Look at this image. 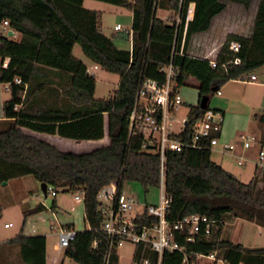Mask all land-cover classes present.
Wrapping results in <instances>:
<instances>
[{"label":"trees","instance_id":"16d2710c","mask_svg":"<svg viewBox=\"0 0 264 264\" xmlns=\"http://www.w3.org/2000/svg\"><path fill=\"white\" fill-rule=\"evenodd\" d=\"M99 1L130 10V30L105 34L100 13L84 8L83 0H0V60L9 59L6 68L0 66V83L9 84L10 91L0 120V183L30 176L55 191H82L87 228L76 231L75 239L64 249L65 256L77 264L104 261L107 240L100 229L103 217L97 200L102 186L114 183L118 192L124 190L126 182L137 183L144 192L159 187L158 154L152 148H141L145 141L142 133L128 130L140 82L163 81L160 70L172 63L179 71V86L193 79L198 99L210 101L227 82L264 66V0ZM226 2L245 10L256 2L252 32L248 37L228 35L212 68L208 60L190 56L187 48L193 36L210 29ZM159 10L170 12L171 17L163 20ZM4 20L9 30L21 35L19 41L1 32ZM123 32L130 37L129 50L119 49L114 43L122 39ZM231 42L240 45L238 53L229 50ZM75 45L101 70L119 76L114 95L94 99V77L73 56ZM234 57L240 59L238 65L231 63ZM15 79L21 83L16 84ZM204 111L199 104L190 106L188 122ZM104 116L108 145L79 154L62 152L23 132L27 129L76 142L98 141L104 137ZM258 120L264 123V116ZM187 133L183 131L182 136ZM211 154L209 149L191 148L165 154L164 193L170 200L167 220L172 223L184 216L200 215L216 222L210 235L201 234L187 246L188 252H216L227 264H264V247H245L222 234L225 221L232 218L264 228V187L255 191L253 182H241L215 163ZM259 180L264 184V173ZM45 209L42 204L22 207V226L29 216ZM136 221L151 226L156 219L143 210L136 214ZM4 247H16L22 264H46L42 235H24L21 229L15 238L0 244V259ZM141 255L149 264L158 262L156 253L136 246L132 260L139 261ZM108 264H119L114 248ZM160 264H182V255L165 252Z\"/></svg>","mask_w":264,"mask_h":264},{"label":"built area","instance_id":"2783aa9c","mask_svg":"<svg viewBox=\"0 0 264 264\" xmlns=\"http://www.w3.org/2000/svg\"><path fill=\"white\" fill-rule=\"evenodd\" d=\"M177 18V22H178ZM116 31H121L120 25L115 26ZM8 21L4 20L1 25V32L7 36ZM240 45L231 42L229 50L234 54L238 53ZM9 59L0 60V66L6 68ZM232 64L238 65L240 59L234 57ZM210 66H216L215 60L209 61ZM224 66V64H223ZM98 66L94 65L93 69ZM164 80L144 79L140 82L133 107L128 118V130L139 131L145 141L141 148L147 150L152 148L159 156V189L161 191L158 204H139L134 197L124 191L118 192L114 183L102 186L97 193L99 210L103 217L101 231L105 234L107 248L105 251L103 264H108L111 249L119 252L124 244L142 246L143 251L148 250L158 256L157 264H160L163 253H178L182 255V264H227V262L216 252L210 254H200L188 252L187 246L196 241L197 237L203 234L208 236L215 227V221L200 215H188L169 222L167 220L169 198L164 193V163L167 152H181L186 148L209 149L218 145V133L223 123V115L213 109L206 108L203 114L192 122L188 118L177 117V113L183 104L180 96V86L177 81L178 69L169 63L161 68ZM89 76L93 74L86 70ZM244 83L255 82L257 76L251 74L240 79ZM16 84H20L19 79H15ZM9 88V84H8ZM216 94H220L219 91ZM18 106H15L17 109ZM187 130V136L183 137V131ZM215 134V135H213ZM243 150H249L254 145L259 144L256 136H240ZM233 144H224L222 152H233ZM244 158L240 157L238 165L243 163ZM256 178L260 179L264 173V148L260 147L257 152L255 162ZM47 195L56 197L57 191L51 187L46 188ZM75 202L82 203V191H76ZM143 210L146 215L156 219L151 226H147L136 221V214ZM11 224H5L8 228ZM76 231L71 228L62 227L57 233V247L66 249L75 239ZM98 244L95 242L94 247ZM130 264H149V260L141 255L139 261H131ZM243 264V263H239Z\"/></svg>","mask_w":264,"mask_h":264},{"label":"rangeland","instance_id":"374dc122","mask_svg":"<svg viewBox=\"0 0 264 264\" xmlns=\"http://www.w3.org/2000/svg\"><path fill=\"white\" fill-rule=\"evenodd\" d=\"M85 5L101 11V27L105 34L111 35L116 23H119L120 26L123 27L124 32L129 31V13L127 9L118 7L114 4L93 0H87ZM255 10L256 2H254L248 10H243L239 5L226 2V10L216 20L212 31V37L214 35V37L218 38V41L226 40V35L223 33L224 27H228L233 33L248 34L252 28ZM162 16H164V14ZM124 32L121 33L122 39L115 40V45L119 49L129 50L130 37ZM204 36L207 35H200V41H203ZM72 53L76 59L84 62L88 67L93 68L92 63L86 59L78 45L74 46ZM93 72L95 80L94 99L102 100L114 95L118 88L119 76L101 69H97ZM253 74L257 75L256 81L258 85L261 84L260 86L263 87H254L252 85H240L239 87H235V85H231L230 83L227 85L225 84L220 88V91L225 93V86H227L228 90H233L231 94L218 96L215 93L210 98L208 107L210 109H215L220 103L223 104L226 102L234 115L242 116L251 112L249 107L260 103L258 99L262 93L264 94V85H262L264 84V66ZM196 86L197 82L190 79L186 86L180 88V96L183 99L184 105L182 106L183 108L179 110V117H181L182 113H184L187 108L195 105ZM229 98L231 100H229ZM250 118L252 122H255L253 115H250ZM253 133H256V135L260 134V132H253V130L249 128L245 132H242L241 136H256ZM48 137L57 140L56 143L64 152L79 154L89 149L86 142L78 143L73 140L60 139L56 136ZM238 141L241 145L240 137ZM256 153L257 149L253 154L255 162L257 160ZM211 157L214 162H217L220 158L215 152L211 154ZM230 166L234 169L233 171L236 173V177L241 182H253L255 191L264 187L263 182L256 178L253 165L244 163L238 166L236 164V159H231ZM123 189L125 193L133 196L135 201L139 204L159 203L161 194L159 188H150L147 192H144L137 183L126 182L124 183ZM74 195L75 192L58 190L56 197L51 195L44 196L40 189V183L30 176L10 180L6 182L5 185L0 183V205L2 207V214L0 217V242H6L7 240L15 238L22 229L24 235L45 236L46 254L49 264H77L75 261L65 256L64 248L57 247V233L62 224L74 221L77 230H82L84 226H86V223L83 222V204H75L73 201ZM38 204H42L46 209L40 213L29 216L22 226V207L34 208ZM53 204H55L54 209H52ZM5 224H11V226L5 228ZM222 234L223 236H228L232 242L239 243L245 247H264V228L244 219H227L223 226ZM133 253L134 245L124 244L119 250L120 263L130 264ZM0 264H22L17 253V248L4 247Z\"/></svg>","mask_w":264,"mask_h":264},{"label":"crops","instance_id":"0c3cea01","mask_svg":"<svg viewBox=\"0 0 264 264\" xmlns=\"http://www.w3.org/2000/svg\"><path fill=\"white\" fill-rule=\"evenodd\" d=\"M86 1L87 0H83V7L84 8L89 9V10L98 11L100 13V15H101V11L93 9L92 7H87L85 5ZM93 1L102 2V1H99V0H93ZM118 7H120V6H118ZM242 9L245 10L243 7H242ZM225 10H226V8H225ZM225 10H223L220 14L216 15L213 18L211 27H210V29L207 32L200 33V34H197V35L193 36V38L191 39V41H190V43L188 45V48H187V53L190 56L199 57V58H202V59H206L208 61L215 60L219 50L221 49L223 43L225 42V40L224 41H218V38L214 37V35L212 37V31H213L214 25L216 23V20L218 19L219 16H221L225 12ZM128 13H129V25H130V28H131L132 12L130 10H128ZM163 14H164V16H162ZM158 16L160 18H162L163 20H167L168 18L171 17V14L168 11L159 10L158 11ZM254 16H255V14H254ZM191 17H192V6H191L190 14H189V19ZM253 21H254V19H253ZM100 23H101V19H100ZM116 25H120V24L116 23L114 25L111 35H115L116 34V30H115V26ZM252 26H253V23H252ZM122 30H123V27H122ZM223 30H224L223 33L226 35V38L230 34L241 35V36H244V37H248L251 34V32H252V28H251L250 32L248 34H246V35L242 34V33H237V32L233 33V31L231 29H229L228 27H226V28L224 27ZM200 35H207V36H204L203 41H200ZM8 38H11V39H13L15 41H19L20 38H21V35L19 33L14 32V35L11 36V37H8ZM130 48H131V42H130ZM72 52H73V50H72ZM89 62L92 63L91 61H89ZM82 63L85 65L87 70H89L93 74V77H94V72L93 71H95L97 69H100L98 67L97 69L94 70L92 67H88V65H86L84 62H82ZM92 65L94 66L95 64L92 63ZM228 83H230L231 85H235V87H239L240 85H252L254 87H263V86H260L261 84L258 85L257 81L244 83L240 79L239 80H231V81L227 82L226 85ZM262 85H264V84H262ZM225 87H226L225 88L226 89L225 93H222L220 91V89H219L220 94H217L218 96H223V94H231V92L233 90L232 89L228 90L227 86H225ZM234 90H235V88H234ZM23 94L24 93H21V97H23ZM9 99H10V91H9V88H8V84L0 83V120H2L4 118L3 103L5 101L9 100ZM229 100H231V99L229 98ZM199 101L200 100L198 99V91L196 89V103L193 106L198 105ZM258 102H260V103L257 104L258 106L256 104H254V106L252 105V107H249V110L251 112H249L246 115H242V116L234 115V113L229 109V105L226 102L223 103V104L220 103L217 106V108L213 109V110H216V111L220 112L223 115V123L221 125L220 132L217 134L218 135V145L211 149V153L215 152V154L220 157L218 159V161L215 162V163L219 164L224 170H226L227 172L233 174L235 177H236V173L233 171L234 169H232L231 166H230V160L231 159H236V164H237V161L239 160V158L243 157L244 160H243V163L241 165H243L244 163H249L250 165H253L254 166V172L256 174L255 161L253 159L254 158L253 154H254L256 149H257V152H258V149L260 147L264 148V123H261L258 120V118L260 116H264V103H263L264 102V94L263 93L259 97ZM183 105H184V102H183L182 106ZM182 106H181V108H183ZM256 110H257V112H256ZM188 112H189V108H187L186 111L184 113H182L181 117H179L178 115H179L180 111H178L177 117L179 119L186 118L188 116ZM250 115L251 116L253 115L255 122L251 121ZM104 121H105V124H104V137L101 140H98V141H83V142H86V144L88 145V148H89L85 152H89V151H91V150H93L95 148H98L100 146L108 145L109 138H108V135H107V119H106V116H104ZM249 128H251V130H253V132L254 131L255 132H260L259 135H256V133H253V134H255L257 136V139L259 140V144L254 145L251 149L245 151V150L242 149V146L239 144L240 142L238 141V138L241 136L242 132H245ZM23 132L28 134V135H32V136H34V137H36L38 139L44 140V141L56 146L60 151H62L61 148L59 147V145L56 143L57 140H53V138H49L48 137V136H51V135L40 134V133H36V132H33V131H29L27 129H23ZM44 135H46V136H44ZM56 137H58V136H56ZM58 138H60V137H58ZM60 139H63V138H60ZM66 140H69V139H66ZM78 143H80V142H78ZM224 144H234L235 145L234 151L230 152V153L222 152V147H223ZM62 152H64V151H62ZM241 165H238V166H241ZM73 201L77 205L82 204L80 202L79 203L75 202L74 196H73ZM83 222H84V210H83ZM60 227L61 228L62 227L71 228V229H74L75 231H82V230L87 228V224H86V226H84V228L82 230H77L75 228L74 221H70L69 223L62 224ZM28 236H31V235H28ZM7 241H9V240H7ZM6 242L3 241V242H0V244L4 245ZM134 251H135V247H134ZM118 256H119V252H118ZM132 259H133V257H132ZM132 259L130 260V262L132 261ZM46 264H49L47 254H46ZM119 264H121L120 263V257H119Z\"/></svg>","mask_w":264,"mask_h":264},{"label":"water","instance_id":"95a60500","mask_svg":"<svg viewBox=\"0 0 264 264\" xmlns=\"http://www.w3.org/2000/svg\"><path fill=\"white\" fill-rule=\"evenodd\" d=\"M13 35H14V32L9 30L7 36L11 37ZM208 103H209V99L208 98H201L200 101H199V107L201 109H206L207 106H208ZM2 184L5 185L6 182H2ZM46 188H47L46 184H44V183L40 184V189H41V191H42L44 196H47Z\"/></svg>","mask_w":264,"mask_h":264}]
</instances>
